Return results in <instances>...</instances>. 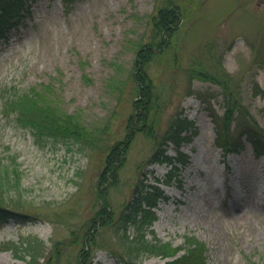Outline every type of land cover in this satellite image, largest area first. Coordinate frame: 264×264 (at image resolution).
Segmentation results:
<instances>
[{
	"label": "rangeland",
	"instance_id": "1",
	"mask_svg": "<svg viewBox=\"0 0 264 264\" xmlns=\"http://www.w3.org/2000/svg\"><path fill=\"white\" fill-rule=\"evenodd\" d=\"M169 1L184 17L167 39L168 49L157 52L147 70L160 101L156 141L143 133L132 136L119 187L109 194L111 210L117 218L137 184L158 180L167 199L152 209L145 238L179 246L186 236H195L208 246L207 264L264 261V156L256 157L246 141L234 153L224 154L216 146L211 112L223 114L222 89L188 77L192 66L230 76L243 108L240 123L252 120L264 128V65L259 58L264 52V0H21L20 22L0 39V104L8 93L50 83L61 108L78 114L76 119L100 142L90 147L37 140L4 118L0 105V154L5 164L19 167L22 178L19 192L11 191L7 198L27 214L0 223V264H25L29 257L20 258L15 248L33 239L40 240V263L65 241L53 264H75L79 248L70 244L71 237L99 210L98 183L108 148L124 140L135 114L138 46L151 43V18ZM178 117L194 126L181 135L179 145L168 142L167 150L172 156L181 151L191 161L180 185L173 181L167 187L162 182L171 166L150 165V159ZM128 234L131 239L134 228ZM128 245L113 227H105L89 264H119L128 256ZM162 261L152 257L140 264Z\"/></svg>",
	"mask_w": 264,
	"mask_h": 264
},
{
	"label": "trees",
	"instance_id": "2",
	"mask_svg": "<svg viewBox=\"0 0 264 264\" xmlns=\"http://www.w3.org/2000/svg\"><path fill=\"white\" fill-rule=\"evenodd\" d=\"M65 2L66 0H62ZM170 3V4H169ZM166 6L160 7L152 16L153 23L152 41L149 45L138 46L135 60L134 79L137 81L136 100L133 105L134 115L128 120L127 134L123 141L109 146L105 156L104 167L98 183V197L100 208L96 215L80 228V233L72 235L70 244L78 247L75 264L91 263V256L97 245L100 231L105 227H113L119 237L128 241V256L120 258L119 264H139L152 257L165 260L160 264H207L209 249L207 244L195 236H186L183 244L174 246L171 242L149 240L145 238L144 226L151 222L154 212L152 209L161 199H167L165 192L157 184H144L141 181L136 185L131 200L124 204L117 218H114L109 202L112 189H117L120 184V169L126 163V153L132 136L143 133L147 137H155V122L159 108V96L155 95L152 81L148 75V67L157 56V52L168 49V40L172 39L179 28L183 12L169 1ZM21 0H0V39L6 38L13 27L18 25L21 14ZM260 62L264 65V52L259 54ZM201 66H192L188 70L189 79H198L217 84L222 89L224 112L219 115L213 108L212 120L216 129V145L228 152H239L243 147L244 139L253 148L257 157L264 156V128L254 121L248 120L240 123L243 108L239 98L235 96L236 90L231 83L230 76L223 78L205 71ZM52 84H46L41 89L33 88L24 92L8 93L1 97V111L4 118H9L16 127L28 130L37 140L45 138L55 140L77 141L87 146H97L100 136L93 135L80 123L78 114H69L58 103V93ZM258 91L257 93H261ZM212 105V99L209 100ZM136 115V117H134ZM137 125L135 127L133 124ZM194 126L187 118H176L170 128L165 132L163 141L156 143V148L150 159V165L167 163L171 169L164 180L165 185L175 181L180 185V172L189 163V156L181 152L177 156L167 154V143L179 145L181 135ZM102 139V137H101ZM22 178L19 167L14 163L5 164L0 154V223L6 224L11 220L27 217V214L18 212L7 198L11 191L21 189ZM134 228L135 234L130 239L129 230ZM60 242L50 257L40 263L43 254L40 240L33 239L16 246L15 252L20 258L29 257L25 264H53L55 258L64 251ZM247 264H264V261L255 262L250 258Z\"/></svg>",
	"mask_w": 264,
	"mask_h": 264
}]
</instances>
